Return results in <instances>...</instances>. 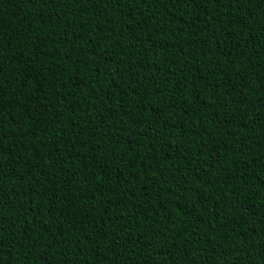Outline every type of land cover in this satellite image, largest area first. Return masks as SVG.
<instances>
[{"label":"trees","instance_id":"trees-1","mask_svg":"<svg viewBox=\"0 0 264 264\" xmlns=\"http://www.w3.org/2000/svg\"><path fill=\"white\" fill-rule=\"evenodd\" d=\"M0 264H264V0H0Z\"/></svg>","mask_w":264,"mask_h":264}]
</instances>
